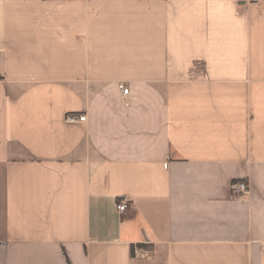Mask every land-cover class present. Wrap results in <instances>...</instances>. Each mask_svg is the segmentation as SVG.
<instances>
[{
    "label": "crops",
    "instance_id": "crops-1",
    "mask_svg": "<svg viewBox=\"0 0 264 264\" xmlns=\"http://www.w3.org/2000/svg\"><path fill=\"white\" fill-rule=\"evenodd\" d=\"M0 264H264V0H0Z\"/></svg>",
    "mask_w": 264,
    "mask_h": 264
},
{
    "label": "built area",
    "instance_id": "built-area-1",
    "mask_svg": "<svg viewBox=\"0 0 264 264\" xmlns=\"http://www.w3.org/2000/svg\"><path fill=\"white\" fill-rule=\"evenodd\" d=\"M121 90L123 93L124 97H127L129 94V90L121 86ZM86 116H81L78 119L75 117H70L69 120L74 122V121H80V122H85L86 121ZM230 191L232 198H239L241 196H247L250 193V187L248 183L246 182H233L230 186ZM127 203L128 201H124L118 204V211L120 213H124L127 209Z\"/></svg>",
    "mask_w": 264,
    "mask_h": 264
},
{
    "label": "trees",
    "instance_id": "trees-1",
    "mask_svg": "<svg viewBox=\"0 0 264 264\" xmlns=\"http://www.w3.org/2000/svg\"><path fill=\"white\" fill-rule=\"evenodd\" d=\"M138 248L140 249V250H144V249H148V246L147 245H138ZM132 256H134L135 255V248L134 247H132Z\"/></svg>",
    "mask_w": 264,
    "mask_h": 264
}]
</instances>
